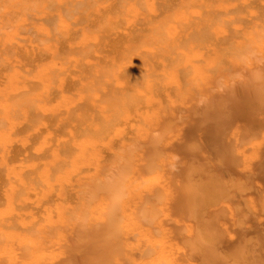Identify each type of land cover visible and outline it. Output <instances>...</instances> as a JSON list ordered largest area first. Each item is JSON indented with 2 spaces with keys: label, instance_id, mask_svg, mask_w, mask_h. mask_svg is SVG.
Listing matches in <instances>:
<instances>
[{
  "label": "bare ground",
  "instance_id": "1",
  "mask_svg": "<svg viewBox=\"0 0 264 264\" xmlns=\"http://www.w3.org/2000/svg\"><path fill=\"white\" fill-rule=\"evenodd\" d=\"M163 263L264 264V0H0V264Z\"/></svg>",
  "mask_w": 264,
  "mask_h": 264
},
{
  "label": "rangeland",
  "instance_id": "2",
  "mask_svg": "<svg viewBox=\"0 0 264 264\" xmlns=\"http://www.w3.org/2000/svg\"><path fill=\"white\" fill-rule=\"evenodd\" d=\"M114 175H116V173H115ZM119 176H120V175H119ZM119 176L117 175V177H119ZM111 177H112V176H108L107 178L113 180V179H112L113 177H112V178H111ZM114 177H115V176H114ZM116 179H117V178H116ZM118 179H119V178H118ZM137 182H138L137 185H136V186H137V190H135V191H137V192L140 193V191H142V190L139 188V191H138L139 180H137ZM136 186H134L133 188H136ZM137 192H136V193H137ZM139 193H138V194H139ZM154 210H155V209H154ZM154 210H153V211H154ZM135 211L138 212V213H137V215H133V217H135V218H134V221H139L140 218H142V217H139V211H140V210H135ZM142 211H143V210H142ZM142 211H141V213H142ZM149 211H151V210H149ZM144 212H145V211H144ZM141 213H140V214H141ZM150 213H151V212H150ZM133 214H136V213H133ZM143 214H144V213H143ZM145 214H146V212H145ZM155 214H157V213H155ZM146 215H148V214H146ZM151 215L153 216V213H152ZM136 216L138 217V219H137ZM140 216H142V214H141ZM159 216H160V215H159ZM159 216H158V217H159ZM144 217H145V216L143 215V218H144ZM136 219H137V220H136ZM144 219H145V220L147 219L146 222H147V221H150V217H149V215H148V218L145 217ZM148 219H149V220H148ZM158 219H161V217L158 218ZM141 220H142V219H141ZM143 222H144V223H143ZM136 223H137V222H136ZM138 223H139L142 227H145V226H146L145 228H147V226H148L147 224L145 225V221H144V220H143L142 222L140 221V222H138ZM147 223H148V222H147ZM150 223H151V222H149L148 224H150ZM142 224H144V226H143ZM142 227H141V228H142ZM138 231H139V230H138ZM138 231H137V232H138ZM135 234H136V235L133 234V237L131 238V241H132V242L134 241V243H133L134 245H137V244H138V247H141L142 245H145L144 243H146V242L149 241L148 243H146V246H144V248H147V249H145V251H147V254H146L145 252H143V256H144L143 259H145V260H147V261L151 260V258L154 257V256L152 255V249H151V243H150V242H153V241H156V240L154 239V237H153V240H152V239H149L147 236H140L139 233H136V231H135ZM138 235H139V237H137ZM154 235H155V237H157V238L160 237V235H159L158 233H157V234L154 233ZM158 235H159V237H158ZM134 236H135V237H134ZM136 237H137V239H136ZM140 237H141L143 243L140 241ZM133 239H135L136 241L133 240ZM151 240H152V241H151ZM137 241H138L139 243H138ZM145 241H146V242H145ZM136 242H137V244H136ZM140 242H141L142 244H141ZM139 245H141V246H139ZM147 245H150V246L148 247ZM135 247H136V246H135ZM149 248H150L151 250H148ZM138 249H139V248H138ZM135 250H137V249H135ZM145 254H146V255H145ZM145 256H148L149 258H148V257H145ZM152 259H153V258H152ZM163 264H165V263H163Z\"/></svg>",
  "mask_w": 264,
  "mask_h": 264
}]
</instances>
